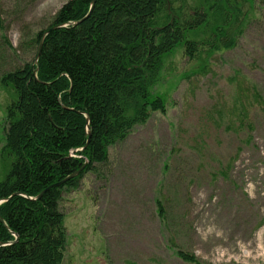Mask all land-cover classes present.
Masks as SVG:
<instances>
[{"label": "rangeland", "instance_id": "rangeland-1", "mask_svg": "<svg viewBox=\"0 0 264 264\" xmlns=\"http://www.w3.org/2000/svg\"><path fill=\"white\" fill-rule=\"evenodd\" d=\"M68 1L0 0V78L35 59L37 33ZM243 11L234 48L192 60L179 46L165 57L153 90L166 112L64 192L63 264H264V0H246ZM16 98L0 83V183L11 169L3 146Z\"/></svg>", "mask_w": 264, "mask_h": 264}, {"label": "trees", "instance_id": "trees-1", "mask_svg": "<svg viewBox=\"0 0 264 264\" xmlns=\"http://www.w3.org/2000/svg\"><path fill=\"white\" fill-rule=\"evenodd\" d=\"M92 1L66 2L34 39L37 56L44 33L61 25L45 36L38 61L0 78L17 95L7 107L3 146L12 162L0 183V199H7L0 205V264H63L64 192L88 172L100 174L110 147L152 113L166 112L165 97L153 90L165 57L179 46L192 60L230 50L247 17L246 0H96L85 20L69 25ZM202 28L207 36H189ZM86 161L77 176L54 186Z\"/></svg>", "mask_w": 264, "mask_h": 264}, {"label": "water", "instance_id": "water-1", "mask_svg": "<svg viewBox=\"0 0 264 264\" xmlns=\"http://www.w3.org/2000/svg\"><path fill=\"white\" fill-rule=\"evenodd\" d=\"M95 2H96V0H93V1H92L90 11H89V13H88L84 18L80 19L79 21L70 22L69 25H77V24L81 23L83 20H85V19L91 14V12H92V10H93V8H94V6H95ZM60 26H61V25L54 26V27H52L51 29H49L48 31H46V32L44 33V35H43V37H42V39H41V42H40V44H39V47H38V53H37V56H36V62H37L38 59H39V56H40V53H41V50H42V44H43V41H44L45 36H46L50 31H52V30H54V29H56V28H58V27H60ZM87 120L89 121V116H88V115H87ZM87 128H88V132H89V127H87ZM86 165H87V162L84 163V166H83L80 170H78V171L74 172L73 174L69 175V176L66 177L63 181H60V182L54 184V186H59V185H61V184H64V183H65L67 180H69L70 178H73V177L77 176V175L82 171V169H83ZM44 192H45V191H43V192H42L37 198H40V197L44 194ZM6 200H7V199H0V205H1L3 202H5ZM0 220H1V221H4L3 218L1 217V215H0ZM2 245H5V243H0V246H2Z\"/></svg>", "mask_w": 264, "mask_h": 264}]
</instances>
